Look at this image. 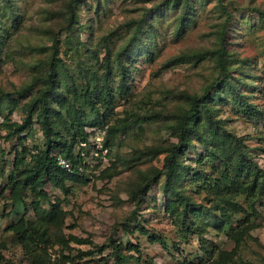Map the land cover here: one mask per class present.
I'll list each match as a JSON object with an SVG mask.
<instances>
[{
    "label": "rangeland",
    "instance_id": "rangeland-1",
    "mask_svg": "<svg viewBox=\"0 0 264 264\" xmlns=\"http://www.w3.org/2000/svg\"><path fill=\"white\" fill-rule=\"evenodd\" d=\"M70 2L0 0V96L15 98L0 110L1 264H115L107 256L113 239L123 255L137 257L128 264H209L232 249L230 263L264 264V0H85L74 6L69 29ZM56 48L65 63L50 103L73 129L80 128L78 116L83 123L98 117L102 125H85L87 146L94 154L102 139L111 158L94 165L88 181L66 180L67 191L44 180L41 205L59 214L52 223L39 221L43 240L25 246L11 227L21 218L37 222L36 195L24 186L15 201L10 173L18 171L23 146L30 155L45 145L44 133L36 121L34 136L19 140L3 124L23 122ZM27 86L33 89L24 97L15 95ZM193 96L202 98L200 116L183 130ZM183 131L187 148L174 185L209 209H189L188 231L181 212L166 210L164 196L167 150ZM231 144L240 156L229 152ZM156 169L161 173L139 207L129 192L139 175ZM249 171L263 188L237 194L233 183ZM224 172L232 190L222 182L217 195L208 183ZM234 231L242 233L238 243Z\"/></svg>",
    "mask_w": 264,
    "mask_h": 264
},
{
    "label": "trees",
    "instance_id": "trees-1",
    "mask_svg": "<svg viewBox=\"0 0 264 264\" xmlns=\"http://www.w3.org/2000/svg\"><path fill=\"white\" fill-rule=\"evenodd\" d=\"M70 4L68 6V10L70 13V20L71 23L69 24L68 28L71 29L73 26L72 22L73 19L76 17V11H75V5L81 2H85V0H70ZM260 14L264 16V11H260ZM58 49H54L53 55L51 57V60L48 62L47 71L45 74V79L43 80L44 87L40 89L39 95L37 97H34L30 102L25 106V117L23 119L22 123L13 122V121H6L5 125L9 129V135L14 136L21 140L28 137L34 136V123L36 121L39 122L40 127L44 133L43 138L45 139V145L43 147H38L37 153L32 152L28 153V150L25 148V146L22 147L23 153L22 155L17 154L15 166L17 168V172L10 173L11 180H15L14 182V190L13 195H15L14 200L15 201H22V189H24V186H28L32 189V191L35 192V198L36 200L32 201L31 204H33L35 212L38 214V220L36 223L34 222H27L24 218H21L16 224L12 225V229L14 231L15 236L17 237L18 241L23 242L24 244L28 242H35L37 239H42V230L40 229V225L43 224V222H49L52 223L54 218L59 214L58 212H53V209L45 211V209L41 205L42 198H47V193L44 191L42 185L44 183V180L46 178L49 179V181L54 184L57 187H60L62 190L67 191L69 190L68 187L65 186V181L70 180L72 182L74 181H88L90 180L89 176V170H92L91 168L94 167L90 164H87L85 161L86 157L90 155V150L86 149V147H82L80 142H84L88 140L87 137H89V133L87 129L85 128V125H90L91 127H94L95 125L100 126L102 125L101 122H99V118L96 117L94 120H91L90 123H83L82 116H78L79 119L78 122V130L73 129V123L65 124L63 115H60V113H56V109H54V106L51 105L50 100L53 99L58 93L55 92L56 90V80L58 77V71L60 70V75L63 72V59L59 58ZM221 53V52H219ZM219 58L221 59L222 56L220 55ZM62 80V75H61ZM33 89V86H27L26 88L16 92L15 95H19V97H24L26 92ZM14 95V96H15ZM57 98H60L58 96ZM14 97L11 96V94H2L0 96V110L2 108V105L6 103V101H13ZM202 101V98H199V96H193L190 101V106L188 108V111L181 117V125L183 126L182 129L185 130L188 126L191 119H198L200 116L199 110L197 109L198 103ZM140 119V118H139ZM140 121V120H139ZM212 123H216L214 121H211ZM71 130H70V128ZM105 125H103L99 129H105ZM73 129V130H72ZM127 127H123L121 130L125 132ZM118 130V131H121ZM184 132V131H183ZM8 135V136H9ZM178 142L177 144H173L171 148H168L167 152L169 154L165 158V166L166 169L164 173L166 174V183L165 185V198L167 200L166 204V210L174 214L176 212L183 216V222L184 227L188 231L192 227L187 224V213L189 209L194 208L196 213L203 214L205 209L202 204H198L195 201H191L188 196L182 195L181 192L176 190V186L174 185L176 180V169L175 165L179 161L180 153L183 154V152L186 150L185 145V138L186 134L179 133L178 135ZM233 140L230 139L228 143H231ZM22 144V141H20ZM104 145V144H103ZM105 146V145H104ZM77 147V149H75ZM107 149L108 147L105 146ZM37 149V148H36ZM75 149V150H74ZM59 151L65 158H67L71 164V170L66 169L63 166H60L58 164V160L56 156L53 154L54 151ZM163 149H159L157 151H162ZM229 152L236 153V156H240L239 154V146H236V144H231V147H229ZM164 151V150H163ZM162 151V152H163ZM30 156L31 160L30 162H27L26 159ZM107 158H111V152L109 150V153L107 155ZM140 156L135 157L131 161L133 163H136ZM97 159V165L101 164L103 157L96 158ZM227 161L224 160L225 168H227ZM245 161V160H244ZM236 163H238L236 161ZM235 163V165H236ZM21 164H24V168L20 169ZM34 165V168L31 169L30 166ZM83 165V168L81 166ZM29 167V168H28ZM238 168V166L236 165ZM234 167V169L237 170V168ZM20 170V172H19ZM252 171V170H251ZM251 171L247 172L249 173L248 178L245 181H235L233 183V188L238 192L237 194L249 191L251 196H255L253 193L255 190H260L262 187L263 182H259L262 180H259L260 175L251 176ZM15 173H18V178L15 176ZM161 171L159 169L153 170L152 173L148 174H142L139 175V181L138 186L135 188H132L129 192V200L136 203L139 207L141 206V203L144 200V195H148L150 188L152 187V183L157 180L158 175H160ZM108 174V170L103 171L101 175H99L100 178L105 177ZM230 172H224L220 178H214L210 180V183H208V189L210 191H213L217 195H221V188L223 186L222 182L226 184L227 190H232V184L229 183L228 175ZM244 175V174H243ZM198 178V182L202 181L205 184V174H200ZM259 180V181H258ZM241 191V192H239ZM173 197V198H171ZM226 197L225 200L229 201ZM194 200V199H193ZM179 204V212L177 205ZM217 205L219 208L218 203H214V206ZM213 206V204H212ZM220 208L223 209L222 206ZM203 212V213H202ZM60 215H62L60 213ZM186 219V220H185ZM40 221V225H38V222ZM181 222V221H180ZM225 221L224 219H221V225H224ZM43 226V225H42ZM223 229V228H222ZM248 230V228H247ZM231 236L235 237L236 242L238 243L239 239L242 238L241 232H232ZM43 240V239H42ZM29 243V245H30ZM27 244H25L26 246ZM110 247L112 249H107L110 252L107 253V256L111 258L112 260H115V264H128L127 259H137L133 255H123V253L120 251V244L117 243L116 239L111 240ZM107 245V246H108ZM107 246H103L100 250L102 252L103 249H105ZM133 248V245L130 246ZM234 252V250H226V251H220L218 253L217 259L211 261L209 264H239L236 263L234 259L233 263H230L231 260V254ZM4 257L0 254V264L3 261ZM138 260V259H137ZM230 261V262H229ZM180 264H187L186 261L180 263ZM189 264H197L194 262H191Z\"/></svg>",
    "mask_w": 264,
    "mask_h": 264
},
{
    "label": "built area",
    "instance_id": "built-area-1",
    "mask_svg": "<svg viewBox=\"0 0 264 264\" xmlns=\"http://www.w3.org/2000/svg\"><path fill=\"white\" fill-rule=\"evenodd\" d=\"M97 144L99 145V147L97 148H93V153L90 152V155L88 157H86L85 161L87 162V158H89V162H87V164H90L92 166L97 165V159L99 157H103L104 159H107V155L109 153V149H107L104 145L101 144L102 139H98L97 138ZM80 145L82 147H86V149H88L89 145L87 146V141L84 142H80ZM57 160H58V164L60 166H63L66 169H70L71 170V164L69 162L68 159H66L65 157L61 156L60 154L57 155ZM81 168H83V165L81 166ZM94 167H92L91 169H93Z\"/></svg>",
    "mask_w": 264,
    "mask_h": 264
},
{
    "label": "clouds",
    "instance_id": "clouds-1",
    "mask_svg": "<svg viewBox=\"0 0 264 264\" xmlns=\"http://www.w3.org/2000/svg\"><path fill=\"white\" fill-rule=\"evenodd\" d=\"M102 141H103V140H102ZM79 145H80V144H79ZM59 154H60L61 156H63L60 152H58V153L55 154L56 158H57V155H59ZM63 157H65V156H63ZM66 159H67V158H66Z\"/></svg>",
    "mask_w": 264,
    "mask_h": 264
}]
</instances>
